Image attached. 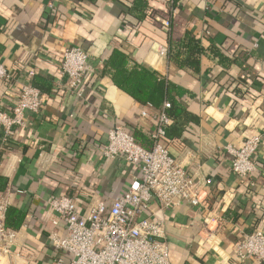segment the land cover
<instances>
[{
  "label": "crops",
  "instance_id": "obj_1",
  "mask_svg": "<svg viewBox=\"0 0 264 264\" xmlns=\"http://www.w3.org/2000/svg\"><path fill=\"white\" fill-rule=\"evenodd\" d=\"M187 35L204 48L195 69L169 57V42ZM71 46L88 55L80 95L60 74ZM115 50L180 90L171 94L175 118L164 143L188 176L210 180L202 205L150 201L147 214L162 221L169 264H264L233 250L244 234L264 232V0H0V63L16 76L0 79V110L11 111L20 82L36 78L44 89L43 105L27 112L24 126L6 140L0 132V175L8 179L0 199L25 214L14 252L1 264L64 256L49 239L58 229L50 196H70L85 211L98 201L110 205L140 175L138 165L102 154L114 124L149 145L160 110L114 83L105 64ZM255 135L262 138L256 169L238 178L224 147Z\"/></svg>",
  "mask_w": 264,
  "mask_h": 264
},
{
  "label": "built area",
  "instance_id": "obj_2",
  "mask_svg": "<svg viewBox=\"0 0 264 264\" xmlns=\"http://www.w3.org/2000/svg\"><path fill=\"white\" fill-rule=\"evenodd\" d=\"M161 23L169 29L170 20L165 19ZM158 51L165 54L166 48L160 46ZM87 62L88 55L79 47H67L62 52L60 74L66 77L68 90L78 95L85 83ZM26 75L30 79L34 71L28 70ZM15 78V72L0 63V79L12 81ZM43 103L44 96L37 87L30 82H20L11 111L0 110L3 140L11 135L14 127L26 124L27 112H38ZM169 106L168 102H164L162 109L155 112L149 145L141 144L115 124L109 128L103 156L123 157L129 163L138 165L140 171L125 192L115 197L110 205L98 201L81 211L70 196L48 198L51 222L58 228L50 232V242L68 257H55L48 264H169V247L162 221L151 212L147 214L150 201L155 199L162 208L182 203L202 205V186L210 182L205 179L201 183L188 176L165 145L167 127L172 123L164 111ZM141 115L146 116V111H142ZM261 143L262 138L255 135L244 140L240 147L229 144L224 147L235 176L246 178L253 173L256 169L254 154ZM7 206V202L0 199V264L12 256L16 241V233L4 224ZM60 223L64 234L61 233ZM233 250L240 259L254 258L264 262V232L255 230L244 234Z\"/></svg>",
  "mask_w": 264,
  "mask_h": 264
},
{
  "label": "trees",
  "instance_id": "obj_3",
  "mask_svg": "<svg viewBox=\"0 0 264 264\" xmlns=\"http://www.w3.org/2000/svg\"><path fill=\"white\" fill-rule=\"evenodd\" d=\"M171 1V0H170ZM176 0H172V3ZM199 40L194 36L187 35L179 42H169V57L179 66H191L194 69L198 64V57L203 51ZM106 71L110 74L114 83L143 104L162 109L163 103L171 100L172 92H180L171 82L166 81L154 70L147 69L142 64L136 62L127 54L115 50L105 64ZM32 85L41 92L44 91L36 78ZM171 102V101H170ZM166 108L165 114L174 121L173 101ZM8 179L0 175V191L7 187ZM25 214L15 206H7L4 224L12 231H17L23 224Z\"/></svg>",
  "mask_w": 264,
  "mask_h": 264
},
{
  "label": "rangeland",
  "instance_id": "obj_4",
  "mask_svg": "<svg viewBox=\"0 0 264 264\" xmlns=\"http://www.w3.org/2000/svg\"><path fill=\"white\" fill-rule=\"evenodd\" d=\"M63 257L66 258L65 256H63ZM67 258H68V257H67ZM67 258H66V259H67ZM40 261L42 262V264H43V263H44V264H47V261H48V260H40Z\"/></svg>",
  "mask_w": 264,
  "mask_h": 264
}]
</instances>
